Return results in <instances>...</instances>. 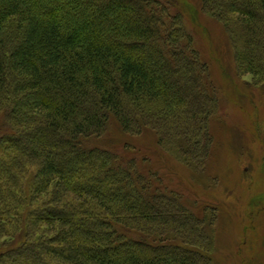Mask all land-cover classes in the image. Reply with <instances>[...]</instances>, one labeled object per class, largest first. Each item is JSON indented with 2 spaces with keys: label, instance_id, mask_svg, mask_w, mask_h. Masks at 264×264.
Listing matches in <instances>:
<instances>
[{
  "label": "trees",
  "instance_id": "1",
  "mask_svg": "<svg viewBox=\"0 0 264 264\" xmlns=\"http://www.w3.org/2000/svg\"><path fill=\"white\" fill-rule=\"evenodd\" d=\"M201 8L231 34L237 68L264 78V0ZM0 35V214L25 208L0 264H214L206 219L107 137L153 132L205 164L220 101L183 13L168 0H0Z\"/></svg>",
  "mask_w": 264,
  "mask_h": 264
},
{
  "label": "rangeland",
  "instance_id": "2",
  "mask_svg": "<svg viewBox=\"0 0 264 264\" xmlns=\"http://www.w3.org/2000/svg\"><path fill=\"white\" fill-rule=\"evenodd\" d=\"M168 1L183 13L220 101L210 122L209 156L205 164L191 167L158 146L153 132L128 136L113 128L107 134L109 148L125 150V157L137 160L145 173L156 172L160 188L182 195L206 219L214 264H264V78L237 68L231 34L202 10L201 0ZM9 43L8 48L14 44ZM8 209L0 214V249L24 231L17 218L25 208ZM48 227L40 224L35 235L49 236Z\"/></svg>",
  "mask_w": 264,
  "mask_h": 264
}]
</instances>
